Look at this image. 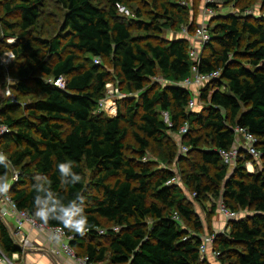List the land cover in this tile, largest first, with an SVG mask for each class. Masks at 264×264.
I'll return each mask as SVG.
<instances>
[{
	"label": "trees",
	"instance_id": "1",
	"mask_svg": "<svg viewBox=\"0 0 264 264\" xmlns=\"http://www.w3.org/2000/svg\"><path fill=\"white\" fill-rule=\"evenodd\" d=\"M53 1L63 12L56 35L41 26L49 0H0V62L7 51L14 55L10 73L17 81L6 84L0 63V86L19 102L0 94V128L9 130L0 135L6 189L0 198L6 193L40 223L63 227L76 256L93 264H211L200 253L203 226L193 204L180 185H168L176 176L170 166L187 161L170 133L188 123L183 138L188 153L199 151L200 162L198 172H183L184 185L201 204L212 194L223 196L233 212L252 211L230 221L212 249L223 263L264 264V16L244 14L254 0H225L240 14L217 20L199 63L189 43L199 26H189L190 37L162 36L181 31L190 19L180 4L186 0H161L160 7L155 0L164 13L153 10L148 21L141 20V8H130L138 0ZM118 4L133 17L122 15ZM194 66L201 74L221 72L202 88L200 112L189 109L194 91L181 85ZM61 77L65 90L51 82ZM158 77L168 83L152 85ZM109 84H119L126 96L114 117L100 108ZM26 96L32 98L22 105ZM237 127L258 139L261 170H247L248 155L231 173L224 164L220 151L235 146ZM130 136L135 164L127 158ZM204 143L208 149H200ZM152 147L156 160L148 157ZM0 249L10 258L23 255L4 220Z\"/></svg>",
	"mask_w": 264,
	"mask_h": 264
},
{
	"label": "rangeland",
	"instance_id": "2",
	"mask_svg": "<svg viewBox=\"0 0 264 264\" xmlns=\"http://www.w3.org/2000/svg\"><path fill=\"white\" fill-rule=\"evenodd\" d=\"M176 0L173 1V4H175ZM155 0H138L137 2H131L130 3V8L135 12L137 9L141 8L142 11L145 13L144 17L141 19L143 21H148V13L154 10L155 12H159L161 14L164 13L162 9H156L155 8ZM105 4V3H104ZM181 6H183L186 10L189 11L190 13V19L185 22V24L182 26L181 31L174 32V31H166L164 35L169 39L176 38L177 36H183L185 35V31H188L189 26H201V25H206L208 26V30H211L216 24L217 20L220 19L223 16H227L229 14H240V9L234 6L233 4L226 3L225 0H217L215 1V9L214 14L208 16L206 14L207 10L209 9L208 6V0H186L182 3H180ZM158 7L161 5V0H158L157 2ZM170 8L173 7L172 4L169 5ZM245 16H251L255 18H260L264 16V6L262 2L258 0L252 1V7L247 10L246 13H244ZM62 16L63 12L61 11L60 7L53 1L49 0V2L46 5V8L44 10V16L43 19L41 20V26L45 28V31L49 32L50 35H56L58 32V28H60V24L62 22ZM199 28V27H198ZM134 34H143V33H138L134 31ZM49 35V34H48ZM144 35V34H143ZM186 36V35H185ZM189 43L192 48H196L198 50H203L204 46L201 44L200 40L195 37L194 35H191L189 38ZM14 42L13 39H8V43L12 44ZM12 55L11 52L7 51L5 55L1 58V65L4 67L5 73L7 75V80L6 84L7 85H12L16 83L17 81L15 78H13V75L10 73L11 65L14 60V57L11 59L10 62H8L5 66L2 64V60L5 59L4 57L8 56V58ZM107 70H109L111 73H114V70L111 68L110 65L106 66ZM168 82L165 81L163 77H158V79H154L151 81L152 85L155 84H167ZM7 85L5 88H1L0 86V94L3 96L6 94ZM113 85L112 87L114 88L116 94L112 96H108V91H107V96L105 97V106L102 110V112H105L107 115L114 117L118 114V100L123 99V93L119 89V84H111ZM5 97V96H4ZM32 96H26L20 99V102H22V105L30 102ZM10 101V100H9ZM12 101V100H11ZM18 102V100H16ZM15 101V102H16ZM19 103V102H18ZM15 103V104H18ZM205 107V104L202 101H198V106L196 108L197 112L203 111V108ZM24 113L23 107L21 109H18L15 111L14 115H22ZM200 134H203V131H199ZM198 133V134H199ZM0 134H1V128H0ZM170 142L172 144H176V151L178 154H181L182 156H186V162L184 163H178L175 162L173 165L170 166V168L175 172V175L178 177L180 180L179 185L183 188L187 199L189 202H191L196 210L197 215L199 216L202 226H203V233L200 235L202 236V240L206 237H211L214 235H220L223 234L227 228L229 221L221 214L219 210V206L221 203H224L223 196L216 198L212 194L205 196L206 198L203 201V204L198 202L197 196H195L193 191H190L183 182V172L185 173H191V172H198L197 171V163L200 161V156H199V151H192L193 149H189L191 152H184V148H188L187 145L185 144L186 138H183L179 133H170ZM128 144V149H127V158L134 160V164L139 160L138 154L134 151L135 149V143L133 142L132 136L127 141ZM209 145L206 143L202 144L200 149H208ZM158 151L152 147L149 153V159L151 160H156ZM148 160V159H147ZM263 167V161L262 159H252L248 164H247V170L250 173L256 172L261 170ZM196 170V171H195ZM230 173H231V168H230ZM12 181H10L11 183ZM206 182V181H205ZM9 182L6 183L9 185ZM5 181L0 180V194L1 192L5 191L6 189L4 187ZM6 194V193H4ZM3 194V195H4ZM239 218L241 217H248L252 215L251 210H241L239 209L237 211ZM12 223V222H11ZM13 224V223H12ZM184 227L190 230V234L195 233L191 226H188V224L182 223ZM212 246L211 248H213ZM211 252V251H210ZM212 253V252H211ZM210 256V253L206 258ZM213 258V259H212ZM209 260V259H208ZM211 264H233L232 262L229 263L227 261L226 263H223L221 259H216L214 257H211L210 260ZM24 264V263H23Z\"/></svg>",
	"mask_w": 264,
	"mask_h": 264
},
{
	"label": "built area",
	"instance_id": "3",
	"mask_svg": "<svg viewBox=\"0 0 264 264\" xmlns=\"http://www.w3.org/2000/svg\"><path fill=\"white\" fill-rule=\"evenodd\" d=\"M215 1L217 0H208L209 9L206 14L208 16L214 14V6ZM117 8L119 12L126 17H133L132 12L124 5L118 4ZM208 26L201 25L197 29L195 33V37L198 38L203 46H205L211 39L210 32L208 30ZM185 35L189 36L188 31H185ZM203 50H198L196 48H192L190 51V55L195 62L199 63L201 54ZM14 57L12 54L9 58L8 56L4 57L2 60V64L5 66L11 59ZM96 64H101L102 61L100 59H96ZM221 77V72H214L212 74H201L198 70L197 66H194L192 69V75L186 79L182 86L191 89L194 91L195 98L190 102L189 109L194 110L198 106V97L201 94L202 88H204L210 82H213ZM158 79V78H157ZM56 87L65 90L66 89V79L61 77L59 79L51 81ZM113 85L109 84L107 86L108 96H114L116 94ZM6 96L8 99L12 100V102L16 101L15 96L12 94L11 90L8 88L6 91ZM126 96L123 95V98ZM106 99H103L100 102V108L103 109L105 106ZM165 122L171 127L172 123L170 122L169 113H164ZM190 126L188 123H185L181 129L179 134L183 137L189 133ZM9 133V130L3 126L1 128V134ZM236 133V143L235 146L229 151H220L221 158L225 165L231 168V171L236 167L238 160L245 155L251 156L253 159H261L262 154L257 149L256 145L258 144V139L252 135L248 130L244 128L237 127L235 129ZM184 152H188V148L183 149ZM18 175L15 174V178L17 179ZM180 180L177 176L173 177L168 185H179ZM219 210L221 214L230 222L239 217L238 213L231 211L226 207L224 203H221L219 206ZM174 218L176 220H180L179 215L176 213ZM0 220H4L11 228L12 236L15 239L16 243L20 246L23 255L14 254L11 258L7 256L0 249V264H23L25 261V257L32 251L36 250V246L33 241L28 237L25 230L29 228L32 231L43 232L49 234L54 242L59 245L58 250H54L56 253H60L61 251L68 254L72 258L76 259L78 264H93L89 261L88 257H77L74 250L70 247V240L72 236H69L67 231L63 227H51L40 223L37 219H35L28 211H21L18 209L17 204L8 194H4L0 198ZM10 221L13 222V225L10 224ZM115 231H119V228H115ZM103 234V231H100ZM216 241V235L211 237H206L203 239V243L200 246V253L203 258H206L211 250L212 257L218 259L220 256L219 252H216L211 247L214 245Z\"/></svg>",
	"mask_w": 264,
	"mask_h": 264
},
{
	"label": "crops",
	"instance_id": "4",
	"mask_svg": "<svg viewBox=\"0 0 264 264\" xmlns=\"http://www.w3.org/2000/svg\"><path fill=\"white\" fill-rule=\"evenodd\" d=\"M12 223L10 221V224ZM25 232L33 241L37 249L30 252L25 257L24 264H78L76 259L72 258L68 254L62 251L60 253H56L54 251L59 249V245L53 241L49 234L32 231L29 228H27ZM209 253L210 256L207 259L210 261L212 254L211 252Z\"/></svg>",
	"mask_w": 264,
	"mask_h": 264
}]
</instances>
